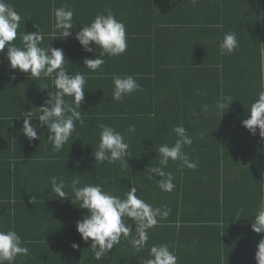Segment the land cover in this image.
<instances>
[{"label":"trees","instance_id":"1","mask_svg":"<svg viewBox=\"0 0 264 264\" xmlns=\"http://www.w3.org/2000/svg\"><path fill=\"white\" fill-rule=\"evenodd\" d=\"M128 1L121 0L118 7L127 9L129 26L136 29L137 24L148 30L141 32L132 59L127 53L121 55L117 63L126 57L123 64L106 71L112 76L143 75L138 82L144 91L116 102L111 81L106 95L92 96L87 102L102 101L116 111L103 114L107 119L87 118L83 134L96 138L100 130L93 126L98 122L125 129L135 125L136 132L126 136L130 147L123 163L105 161L100 165L93 156L94 180L81 184H103L122 194L132 183L154 206L168 205L171 214L150 230L149 246L170 244L179 264H257V245L264 234L255 233L251 224L264 196V140L259 129L254 136L242 121L264 90V0ZM162 8L173 14L159 16ZM228 31L237 34L239 48L221 55L219 43ZM222 96H231L233 102L223 113L216 109ZM22 102L24 99H13V106ZM26 103L36 105L37 101ZM181 123L193 136V144L185 151L199 160V166L180 171L178 163L170 161L165 171L174 174L176 187L167 193L147 178L146 169L159 164L155 150L163 143H174L172 129ZM200 133H204L202 139ZM97 146L93 143V154ZM56 231L59 247L68 254H78V250L63 246L66 243L84 249L87 259L81 262L78 258L73 264H143L148 257L147 248L136 252L122 239L106 259L96 260L92 241L84 242L77 227L73 230L71 225L60 224Z\"/></svg>","mask_w":264,"mask_h":264},{"label":"clouds","instance_id":"2","mask_svg":"<svg viewBox=\"0 0 264 264\" xmlns=\"http://www.w3.org/2000/svg\"><path fill=\"white\" fill-rule=\"evenodd\" d=\"M53 38L45 43V34L41 25H35L36 31L20 32L24 23L21 14L7 0H0V55L9 61V67L31 77L50 78L52 91L34 113L32 108L20 110L17 119H22V133L30 140H40L38 132L47 127L48 140L54 152H60L69 140L78 135L76 122L81 125L84 118L81 106L85 102L88 76L85 73L75 74L68 71L66 59L69 60L62 48L53 47L51 41L55 38H74L85 52L95 53L94 59L84 58V68L96 72L106 63L105 57H119L128 48L127 25L123 19H118L108 8L99 12L87 24L73 35L74 10L70 5L53 8ZM59 33L58 37L55 33ZM19 35L20 44H16ZM100 48L99 56L95 47ZM5 48L7 51L5 53ZM239 48V39L234 31L225 32L219 43L221 55L233 53ZM113 89L112 100L122 102L136 92H143V86L135 75H113L111 77ZM49 85L41 87L47 89ZM199 92V89L197 90ZM66 97H71L67 100ZM231 96H222L216 104L218 112L223 113L226 107L232 104ZM207 111V106H203ZM225 114V113H224ZM223 114V115H224ZM195 115V113H193ZM34 121L38 123H34ZM99 142L93 156L95 162L110 164L123 163L129 156V142L126 136L134 135L135 125H129L124 131L117 130L109 124L98 123ZM252 135H258L264 140V90L258 93L251 103L248 118L242 121ZM175 141L172 144L163 143L155 151L159 156V164L148 166V179L154 180L163 192L171 193L175 187L176 177L171 171H165L169 162L178 163L180 171L184 168L194 170L199 166L198 159H192L186 146L193 144V136L181 123L172 129ZM202 139L204 133H200ZM41 159H44L41 157ZM128 163V161H127ZM156 177H160L159 180ZM126 186L122 194L105 189L103 184H83L81 180L73 178L68 184L63 178L51 177V192L55 197L71 198L74 205L87 210L82 218L77 220L76 227L84 242L91 240V250L96 260L106 259L109 252L123 240L141 252L148 249V257L143 264H179V256L168 243H154L149 246L150 230L155 229L160 221L166 220L171 214L168 205L154 206L144 199L137 185L131 183ZM70 187L71 193L65 189ZM33 200V197H32ZM133 226L134 230H133ZM251 229L258 234H264V196L260 198L254 214ZM29 241L22 239L15 227L0 228V264H15L18 257H30ZM73 249L79 244L73 243ZM255 259L257 264H264V238L257 245Z\"/></svg>","mask_w":264,"mask_h":264},{"label":"crops","instance_id":"3","mask_svg":"<svg viewBox=\"0 0 264 264\" xmlns=\"http://www.w3.org/2000/svg\"><path fill=\"white\" fill-rule=\"evenodd\" d=\"M121 0H7L21 14L24 23L21 24L20 32L36 31L35 25H41V31L45 34V43L53 38V8L70 5L74 10L73 35L80 30L81 25L89 23L97 13L110 8L118 19H123L128 27V48L126 53L129 59L137 51V40L141 37V32H146L145 27L137 24L129 26L126 15L127 9L119 8ZM174 1V0H169ZM127 2H129L127 0ZM180 3V2H179ZM169 4V3H167ZM159 16H164V12L171 15L172 10L162 8ZM166 9V10H165ZM172 12H170V11ZM47 16V18H46ZM58 37L59 33H55ZM16 44H20L19 35ZM53 47L62 48L65 52L66 65L69 74L82 72L87 74V89L85 90V102L81 106L84 123L76 122V132L78 135L73 141L69 140L60 152L52 150V144L48 140L47 127L40 129L38 135L40 140L30 141L21 131L22 119H17L20 110L32 108L34 113H39L38 107L44 103L48 92L52 91L50 78L39 79L31 77L28 73H22L9 67L6 57L0 55V228L7 229L15 227L22 239L29 241L28 247L31 252L30 257H18L15 264H73L72 261L86 260L83 248H78V254H68V251L59 247L57 226L64 224L71 225L75 230L77 220L82 218V213L86 210L80 209L78 205L71 202V198L55 197L51 192V177L63 178L70 184L73 178H78L82 183L94 180L93 165V143L99 142V135L93 138L90 134H83L86 129L87 118L96 120L107 119L103 114L108 111H116L107 108L102 101L90 104L89 98L102 95L107 92V85L111 89V74L106 71L109 66H118L117 58L105 57L106 63L96 72L87 68L83 60L95 58V53L85 52L82 46L74 38H55L51 41ZM7 48H5V53ZM96 55L99 56L100 48L95 47ZM120 57V58H121ZM133 63V61H131ZM127 71V69H126ZM132 72V69H128ZM140 75L139 73H137ZM133 75V74H131ZM137 79L143 75L136 76ZM144 79V78H142ZM110 80V82H108ZM49 85L47 89L41 87ZM41 86V87H40ZM113 89V88H112ZM21 98L24 102L13 106V99ZM37 101L36 105L26 103L27 100ZM71 100V97H66ZM86 113H90L86 117ZM17 114V116H15ZM34 123H38L34 121ZM101 123V122H98ZM120 126V125H119ZM124 131L125 127H116ZM99 129L93 126V130ZM87 150V151H86ZM43 157L44 159H41ZM102 165V163L100 164ZM107 175V169L104 170ZM105 175V176H106ZM83 184H81L82 186ZM71 193L70 187L65 189ZM33 197V200H32ZM73 238L72 235H69ZM73 243H66L65 247H72ZM82 250V251H81ZM86 253V252H85Z\"/></svg>","mask_w":264,"mask_h":264}]
</instances>
